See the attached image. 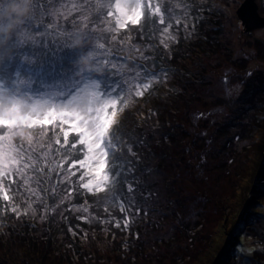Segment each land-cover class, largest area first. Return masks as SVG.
I'll list each match as a JSON object with an SVG mask.
<instances>
[{"label":"rangeland","instance_id":"rangeland-1","mask_svg":"<svg viewBox=\"0 0 264 264\" xmlns=\"http://www.w3.org/2000/svg\"><path fill=\"white\" fill-rule=\"evenodd\" d=\"M79 1L32 0L31 15L20 26L31 30L38 25L37 34L50 38L59 30L60 47L70 29L72 42L86 45L81 54L88 50L89 63L82 67L64 58L68 63L61 73L36 84L46 95L47 83L56 84L51 106L39 95L16 96L21 104L28 99L36 115L0 124V248L15 252L25 237L38 260L44 259L41 264H264V25L241 24L237 9L244 0H158L159 6L149 7L142 0L147 12L158 17L153 39L160 44L159 63L170 64L168 72L154 76V81L168 80L165 92L176 106L167 132L147 126L159 122L149 115L151 102L141 105L152 85L140 82L147 87L135 91V74L141 73L136 67H123L120 91L103 93L97 86L98 78L104 87L110 80L106 70L120 69L111 52H118L119 40L132 36L114 31L120 27L123 0H113L112 8L111 0L88 1L105 7L116 24L111 31L102 21L106 16L81 23ZM254 2L264 17V0ZM207 12L216 14L210 29ZM195 37L203 41L205 54L195 46L187 56L192 48L185 40ZM22 42L19 35L15 44L20 48ZM92 44L104 46L97 57ZM204 67L207 77L196 78L202 84L195 92L198 99L190 108L178 107L181 100L170 94L193 93L187 79L201 76ZM88 77L94 79L89 91ZM5 86L7 98L12 85ZM78 88L84 97L67 106ZM160 95L166 94L153 97ZM80 101L84 104L77 106ZM89 116H99L97 123L107 118L103 139L95 137L94 128H85ZM230 119H238L239 127L228 125ZM82 133L87 137L80 151L70 140ZM124 182L130 192L137 182L136 201L128 198L120 206L112 191ZM23 260L16 254L0 258L4 264Z\"/></svg>","mask_w":264,"mask_h":264},{"label":"trees","instance_id":"trees-1","mask_svg":"<svg viewBox=\"0 0 264 264\" xmlns=\"http://www.w3.org/2000/svg\"><path fill=\"white\" fill-rule=\"evenodd\" d=\"M83 1H85V4L79 1L80 2L79 7L83 9V11H80L81 13L83 12V19L81 23H87L88 25H90L96 18L100 16L102 17L106 16V14L104 13L105 7L103 8V6L99 2L94 1L92 3H88L89 0H83ZM128 1L129 0H123V3H124V7L122 8L123 15H121L122 20H120L119 22L120 27L118 29L114 30L112 28L113 27L112 25L115 26L116 24L115 23L111 24V20L109 17L106 16L107 18H104V20H102L107 24L110 31L112 29L115 32H118L116 35L124 33V32H128L132 36L131 38H127L125 36L122 40H119L116 44V49L118 50V52L115 53L113 50L111 52L110 58H112L115 55L114 57L120 63V69H118L117 72H115L114 69L111 70L112 72H110L109 70L105 71L107 79H110L107 83H104L106 84L105 87L103 83H101L102 82L101 79L97 77L98 76L97 74L96 76L98 78L97 86L102 89L103 93L105 92V90L120 91L122 89L120 84L122 82L123 67H124V70L127 68L128 64L129 65L131 64L133 67H136V70H139L141 72L139 74L138 73L135 74V75H139L137 79L138 85H143V84H140V82H147L149 86L152 85L151 90L148 92L149 95H146L145 98L141 97V99L143 98L141 105L143 106L148 101L151 102L152 106L154 107V110H151L149 115L153 118V120H157L159 122L157 124L150 123L147 126L149 128L155 126L158 128H162L164 131H167L168 123L172 122V119H171L172 113L176 112V106L174 107L175 105L174 103L170 104L169 96L167 92H165L166 87L170 88V85H167L168 80L154 81L155 80L154 76H158L160 73L163 74L170 70L169 63H165L166 61L164 63L163 62L159 63V58H157V52L160 49L159 48L160 44H157L153 38H154V31L156 28V24L158 22V17L156 15H150V13L147 12V9L144 7L142 3V0H131L132 3H135V6H137V4L138 6L141 5V7L139 8L138 6L137 8H132L131 6H129ZM144 1L148 5V7L153 4H156L157 6L161 4L160 1L158 4V0H144ZM113 6H114V3H113V0H111L109 3V8H112ZM202 8L206 9L207 7H202ZM202 13L204 12L202 11ZM206 14L207 15H205V18H210L212 16H214L215 18L216 16L215 13L207 12ZM137 16H139L138 20L136 19ZM213 20L211 21V18L209 19V23H210V25L208 23L209 29L212 27L211 23H213ZM70 24H68V26ZM34 27L35 29H38V25H34ZM34 27L31 30L30 28L29 30L28 29L22 30V28H20L19 26L12 33L11 39L9 38L3 46H0V92H2L3 95H7L8 88L5 86V83L10 82L12 85V90L17 89L16 96L19 97L21 100L25 99L24 96L26 95H29V98H35V99L41 97L42 99L48 100V105H50L49 102L51 101V98L55 94L56 84L53 85V83H47L49 94L46 95L45 89L41 90L37 88V85H36L37 82L43 79L44 80L47 79L49 81L54 79L55 76H57V74L61 73L62 64L68 63L64 58H67V57L73 58L76 62L75 55H79L85 52L87 48H86V45H81V44L72 42V40L74 39V33L70 29L69 31L71 33L67 34V39H64V37H62L64 41V45L63 47H60L56 39L57 37L62 36V33L59 30H56V33L53 34V38H50L48 34L45 37L41 34L38 35L36 30H34ZM59 32L61 33V36L59 35ZM19 35L23 40L22 44H24L20 48L17 47L15 44V40L18 38ZM211 37L212 35H210V38ZM185 41H187L186 45H190V48H192V49L187 50V56H190L193 53V50L195 51V48H194L195 46H196V52H198L199 51L198 49L202 47V51H204V54H205L206 49H204L203 41H201L199 38L195 37V39H190V40L186 39ZM110 42L112 45L113 41H110ZM205 42L207 44L206 47L208 46V44L209 45L212 44L211 41L208 39ZM103 49H104V46H98L94 48L92 44L91 51L95 53L97 57ZM215 52H217L216 48L212 50V53H215ZM86 53L89 54L88 50ZM144 54H145V57H143ZM160 60L163 61L164 58L163 59L160 58ZM165 60H167V62L171 61L169 57H166ZM144 62L146 63L145 67L143 66ZM135 63H139L140 67L137 66ZM102 67L107 68V64L105 63L104 65H102ZM194 76L195 75H193V77ZM197 77L202 78V80L207 77L206 67L203 68L201 76H198V74H196L195 78H192V79L189 78L191 80L187 79V84L189 86V89H191V92L193 93L189 92L185 94L186 96L183 95L182 98H180L182 95L180 92H175L174 94L172 93L170 94L174 96L176 100L178 99L181 100L180 102L182 103H179L178 107L188 106L190 108L191 105H189V103L196 102L195 98L198 99V97L195 96V92L198 91V87L201 86L202 84L198 83V81L196 80ZM88 78H91L87 86V89L89 91V89L92 88L91 85L94 79L93 77H88ZM138 85L135 91L141 90L142 86H138ZM37 91L39 92V94L36 93ZM137 93L138 92H135V94ZM163 93H165L166 95L163 96L162 99H161L162 95L155 98L157 94H163ZM36 94L37 96H35ZM70 94H68L67 96L68 99H71V97H69ZM83 95L84 94L82 93L80 88H78L76 92L73 94L72 99L67 104V106H72L73 104H75L80 98L84 97ZM140 95L141 94L137 96H140ZM153 95H155V97H153ZM142 96L144 95L142 94ZM207 99L211 100L209 97H207ZM207 101H205V104H207ZM28 102L29 101L27 99V100H24L22 104L27 106ZM79 104H84V102L80 101L77 104V106ZM104 106L105 104L103 105L102 108H104ZM209 106H211V104ZM78 122H81V118H79ZM60 123L62 124L61 121H59L58 124ZM203 123H205V125L208 126L210 122L209 120L205 118ZM227 123L228 125H231V127H234L235 125L239 127L240 125V121L238 119H235L234 121L230 119V121H228ZM55 129H58V127ZM75 136L76 137H72V139L70 140V144L77 142L76 144L79 146V150H80V148L86 142L85 137H87V134L83 136V133H82L80 135L76 134ZM143 137H146V136L143 135ZM121 177L122 179H124L125 176L122 175ZM134 184H137V182L133 183L134 188L129 189V190H132L131 192L128 191L127 182H124L120 190L112 191V193H116L118 195L116 197V202L119 203L120 206H125L126 204H128L129 202L128 198L130 199V201L133 198L136 201L137 190ZM123 189L124 191H122ZM126 195L128 197H126ZM132 206L134 208L132 217H135L134 215H137L136 203L132 204ZM64 223H65L64 220H62L61 224L59 225H61V227L63 228ZM134 228H135L134 226H131V230L138 231V229H134ZM57 237L59 238L58 234H57ZM24 239L25 237L21 239L22 242L18 244L19 250L15 249V252L13 249L6 250L3 248H0V254H1L0 258L1 256L4 257L7 255L16 254V255H21V256L23 255L24 257V260L20 264H31L33 262L34 264H41L40 261L44 262V259L42 257H40L41 260H38V257L35 256L37 252L33 254L32 249L31 248L29 249V247L31 246L34 249L33 247L34 245L27 243L26 241L27 239L25 241ZM31 241L32 243L37 244L36 240H31ZM4 246L5 244L2 245V247ZM51 263L53 264L52 260H51ZM0 264H4V263L0 262Z\"/></svg>","mask_w":264,"mask_h":264},{"label":"clouds","instance_id":"clouds-1","mask_svg":"<svg viewBox=\"0 0 264 264\" xmlns=\"http://www.w3.org/2000/svg\"><path fill=\"white\" fill-rule=\"evenodd\" d=\"M32 0H0V46H3L12 33L31 15ZM76 63L86 67L87 54L77 57Z\"/></svg>","mask_w":264,"mask_h":264},{"label":"snow or ice","instance_id":"snow-or-ice-1","mask_svg":"<svg viewBox=\"0 0 264 264\" xmlns=\"http://www.w3.org/2000/svg\"><path fill=\"white\" fill-rule=\"evenodd\" d=\"M117 7L120 6L117 5ZM136 19L138 20L139 16H137ZM138 86L147 87V85ZM15 97V89L12 90L11 94L7 98H5L2 92H0V124L10 125L14 123L13 117H15L18 121H24L25 119H31L36 115L34 109L32 111H29V106L21 104ZM25 113H27L28 115L26 116ZM41 115H44V113L41 112ZM36 119L39 120L40 116H36ZM99 120V116H97L96 120H92L89 116L83 121V123L85 124L86 129H95V137L97 139H103L105 135L104 129L106 127L107 118L105 117V122L97 123V121ZM43 122H48L46 117ZM96 146L99 147L100 145L97 144ZM101 168H103V165H101Z\"/></svg>","mask_w":264,"mask_h":264},{"label":"water","instance_id":"water-1","mask_svg":"<svg viewBox=\"0 0 264 264\" xmlns=\"http://www.w3.org/2000/svg\"><path fill=\"white\" fill-rule=\"evenodd\" d=\"M247 8L249 9L246 11ZM237 13L242 22L245 24V28L264 25V17L258 13L257 5L254 0H244L237 9ZM247 13L250 17L249 20L246 18Z\"/></svg>","mask_w":264,"mask_h":264},{"label":"bare ground","instance_id":"bare-ground-1","mask_svg":"<svg viewBox=\"0 0 264 264\" xmlns=\"http://www.w3.org/2000/svg\"><path fill=\"white\" fill-rule=\"evenodd\" d=\"M240 22H241V24L244 26L245 24L242 22V20L240 19ZM75 116V115H74Z\"/></svg>","mask_w":264,"mask_h":264}]
</instances>
